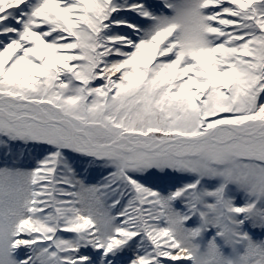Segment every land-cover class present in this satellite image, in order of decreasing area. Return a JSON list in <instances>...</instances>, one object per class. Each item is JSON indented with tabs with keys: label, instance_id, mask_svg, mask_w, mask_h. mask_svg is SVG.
I'll use <instances>...</instances> for the list:
<instances>
[{
	"label": "snow or ice",
	"instance_id": "obj_1",
	"mask_svg": "<svg viewBox=\"0 0 264 264\" xmlns=\"http://www.w3.org/2000/svg\"><path fill=\"white\" fill-rule=\"evenodd\" d=\"M0 264H264V0H0Z\"/></svg>",
	"mask_w": 264,
	"mask_h": 264
}]
</instances>
